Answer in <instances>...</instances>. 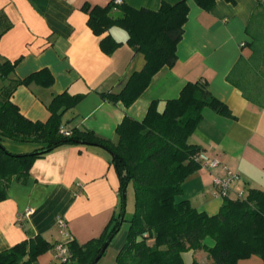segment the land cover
<instances>
[{"label":"crops","instance_id":"obj_1","mask_svg":"<svg viewBox=\"0 0 264 264\" xmlns=\"http://www.w3.org/2000/svg\"><path fill=\"white\" fill-rule=\"evenodd\" d=\"M110 1L0 0V10L12 23L0 36V58L18 60L16 77L24 78L43 68L53 76L48 87L35 83L16 87L11 100L20 112L30 120L46 121L50 116L47 105L54 95L82 93L80 101L63 112L62 125L90 129L116 141V127L125 115L143 119L154 100L161 112L166 100L176 98L187 82L206 81L209 91L230 113L205 108L188 140L200 147V158H216L219 164L196 170L183 182L176 200L186 199L198 210L216 213L224 196L215 188L213 178L224 176L227 168L239 176L228 196L235 197L239 190L246 193L250 188H264V100H251L227 80L237 61L248 59L255 48L254 61L261 71L249 77L245 86L264 99V0H217L208 11L187 0L189 9L176 61L158 70L128 107L101 93L119 92L130 75L142 68L144 57L127 44L128 33L120 27L94 34L82 9L85 3L105 5ZM164 1L179 0H122L134 8L150 10H157ZM105 35L120 43L110 54L100 47ZM2 143L16 154L37 146L9 138ZM119 185L111 154L100 146L63 144L37 157L26 180L13 176L7 198L0 201V251L38 234L55 245L62 240L57 223L61 217L78 244L99 237L120 208ZM120 230L110 241L115 239L113 253L105 264H113L115 252L125 240L127 232ZM206 241L213 243L210 238ZM182 257L185 264L195 259L198 264H207L204 254L192 250L183 252ZM36 264H58L53 247L40 254ZM237 264L263 261L251 255Z\"/></svg>","mask_w":264,"mask_h":264},{"label":"trees","instance_id":"obj_2","mask_svg":"<svg viewBox=\"0 0 264 264\" xmlns=\"http://www.w3.org/2000/svg\"><path fill=\"white\" fill-rule=\"evenodd\" d=\"M193 1L207 11L217 2ZM225 1L233 3L235 0ZM82 9L88 15L87 24L94 34L102 35L112 26L120 27L128 33L127 44L144 57L142 68L130 75L119 92L101 93L104 98L120 101L128 107L158 70L171 67L176 61V47L189 9L187 0L164 1L157 10L134 8L112 0L105 5L85 3ZM11 25L0 10V36ZM246 30L249 31V25ZM119 44L110 35L100 40L101 49L108 54ZM254 57L255 48L248 59L241 57L237 61L227 80L244 96L261 102L264 99L259 98L258 92L252 93L245 86L249 84V77L261 71ZM17 61L0 60V201L7 198L13 176L21 182L26 180L37 157L63 144L96 145L113 154L120 199L129 181L134 186V213L113 264H185L182 254L189 250L204 254L207 264H237L239 259L251 255L259 256L264 264V188H250L241 197L224 196L214 214L196 209L186 199L176 200L183 182L200 168L201 149L188 137L201 120L203 110L230 113L227 106L212 95L206 81L187 82L176 98L166 100L161 112L154 100L143 119L125 115L116 127L117 139L112 141L90 129H66L62 125L63 112L75 106L84 96L82 93L54 95L47 105L50 116L46 121L26 118L11 100L14 90L18 85L30 83L51 86L53 76L43 68L24 78L16 77ZM62 129L68 133H63ZM4 138L37 146L30 152L16 154L4 147ZM120 208L99 237L83 244L74 239L68 241L71 258L58 264H90L104 241L120 230L125 220L124 217L119 220ZM207 238L212 239L213 244H208ZM53 246L38 234L1 250L0 264H36L37 257ZM190 264H198V261L195 259Z\"/></svg>","mask_w":264,"mask_h":264},{"label":"built area","instance_id":"obj_3","mask_svg":"<svg viewBox=\"0 0 264 264\" xmlns=\"http://www.w3.org/2000/svg\"><path fill=\"white\" fill-rule=\"evenodd\" d=\"M115 3H121L122 0H112ZM63 133H68L66 130L62 129L61 130ZM219 161L216 158H200V167L202 168H214L218 166ZM226 169L227 167L224 166ZM239 179L238 173L233 172L227 168V172L225 173L224 176L220 175H215L213 178V183L217 191L222 195V196H228L231 190H233V187L237 180ZM236 193L237 197H241L244 193L243 191L239 190ZM26 214L29 213V211L25 212ZM59 231L62 235V240L57 242L53 246L54 250V256L58 260V262L64 263L68 262L71 258V253L68 249L67 243L68 241L72 240V236L68 230V225L67 222L65 221L64 218H58L57 219Z\"/></svg>","mask_w":264,"mask_h":264},{"label":"rangeland","instance_id":"obj_4","mask_svg":"<svg viewBox=\"0 0 264 264\" xmlns=\"http://www.w3.org/2000/svg\"><path fill=\"white\" fill-rule=\"evenodd\" d=\"M1 60V58H0ZM1 84V82H0ZM134 208H135V194H134V186L133 183L131 181H129L126 185V209H125V214H124V221L122 222V228H121V232L125 231L127 232L129 225H130V219L133 216L134 213ZM124 229V230H122ZM124 240V238H123ZM209 240V239H208ZM115 239L112 240V243L109 244V246L107 247L105 256L99 261L98 264H105L108 260L107 257H109L112 253H113V248H114V243ZM124 242V241H123ZM213 244V243H211ZM117 253V250L115 252V254Z\"/></svg>","mask_w":264,"mask_h":264},{"label":"water","instance_id":"obj_5","mask_svg":"<svg viewBox=\"0 0 264 264\" xmlns=\"http://www.w3.org/2000/svg\"><path fill=\"white\" fill-rule=\"evenodd\" d=\"M111 157L113 158V154H111ZM125 209H126V188H124L121 191V208H120V217H119L120 222L122 221V219L124 217ZM111 238L112 237L110 236L104 241V243L101 246L98 254L95 256V258L93 259V261L90 264H96V262L99 260V258L102 256V254L105 252L106 248L110 244Z\"/></svg>","mask_w":264,"mask_h":264}]
</instances>
